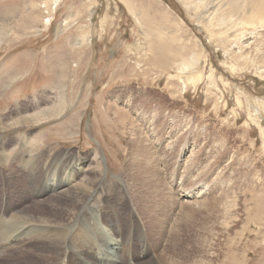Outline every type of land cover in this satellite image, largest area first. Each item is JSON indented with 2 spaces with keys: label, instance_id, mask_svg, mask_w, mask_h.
Instances as JSON below:
<instances>
[{
  "label": "rangeland",
  "instance_id": "1",
  "mask_svg": "<svg viewBox=\"0 0 264 264\" xmlns=\"http://www.w3.org/2000/svg\"><path fill=\"white\" fill-rule=\"evenodd\" d=\"M185 1L0 0V148L13 163L0 162V232L16 230L0 264L48 261L16 246L31 227L10 216L48 210L15 167L21 153L58 154V180L87 161L97 205L134 221L109 237L72 215L100 260L80 264H264V22L222 35L219 20L250 0ZM59 95V117L13 127Z\"/></svg>",
  "mask_w": 264,
  "mask_h": 264
},
{
  "label": "bare ground",
  "instance_id": "2",
  "mask_svg": "<svg viewBox=\"0 0 264 264\" xmlns=\"http://www.w3.org/2000/svg\"><path fill=\"white\" fill-rule=\"evenodd\" d=\"M179 1H181L183 5L187 4V2L185 0H179ZM244 3H246V2H244ZM239 12L242 14H240ZM238 14L240 16L236 18V16ZM223 20H225V21H223ZM248 22H252V23L264 22V2H263V0H250L246 5H243L242 7H238L237 9L232 10L229 14H227L226 17H224L222 20H219V23L221 24L220 27L221 26L229 27V25H231V24L233 25L235 23L234 25L236 27L242 28V26L247 25ZM208 26H210V25H208ZM226 27H225L224 31L219 28L216 32L220 33L222 35H229L231 33V30L226 29ZM244 28L245 27H243L242 29H244ZM213 33H214V31H213ZM214 37H216V36H214ZM237 37H238V35H237ZM0 40H1V37H0ZM184 47H186V46H184ZM183 63L185 65H188V66L191 65L189 62L187 63L185 60L183 61ZM195 65H197V64H195ZM199 77H201L200 74H198L197 78H199ZM64 80H65V78H64ZM190 82L195 83L194 79H190ZM60 88H62V86ZM34 101H37V100H34ZM1 103H2V101H1ZM49 105L46 109L44 108L45 110H41V111L35 113L34 115H32V116L30 115V116L25 117L23 119L18 118L19 120H17L16 123H14V124L11 123V124L14 125L13 127L15 128V127L21 126V125H27V126L35 127V125L37 126V125H40L43 123H47V121L51 120L52 118H57L63 113V111L65 110V107H66V101L61 97V95H59L58 100H55L54 102L51 103L50 106ZM29 106H30V104L27 105V108ZM38 106H40V105H38ZM32 108H33V106H32ZM253 110L257 113V111H258L257 105H256V107H253ZM22 137L23 136L21 135L18 138L21 146L32 143V141H30L31 138H28L27 135H25L23 137V139H22ZM21 139H22V144H21ZM5 151L6 150L0 148V162L2 164H4V166H2V167L13 168L12 167V165H13L12 159L8 154H6ZM66 155H67V153L65 152L64 157ZM12 158L15 161L14 162L16 164L15 167L16 168L19 167L21 169L22 176L25 179H27L28 181H30V182L32 181L35 184L34 181L35 180L38 181L39 173L42 172L44 175L43 178H41L42 180L38 181L37 186H34V184L32 183L34 189L31 192H32V195L37 200L41 197L44 198L43 195L45 193H47V197L43 200V202L40 200V203L47 205L48 210H44L41 207H40L41 209L36 207L35 208L36 210H33L34 208H31V209H26L23 212L21 210L18 212L15 211L16 213H13L10 216V220L14 219L18 223H21L20 227H22V228H23V226H26V227L30 226L31 227V229H29V231L31 230L30 233L28 235L26 234V236L23 238L20 237L19 238L20 241H17L18 244L16 246L21 247L20 249H25V248L32 249L31 247H33V248H37L39 251L47 252L46 253L48 255L47 264H80L78 261L80 258L81 259L87 258L88 260L93 258L96 262L100 263L99 259H97L96 257H92L87 253V252H93V253H95V252L92 251L93 249L90 246V244L88 243V234L86 233V226H84L83 224H79V222H69L68 220L71 218L72 215H74V221L75 220H81V219L82 220H84V219L92 220L94 225L99 227L100 229H102L104 235L109 236V237H114V230H117V229L121 230L124 226L134 225V221L131 220L129 217L127 218V220L125 222H123L122 219L120 217H118V215L114 212L115 209L118 208V205L113 204L110 206L109 204L106 203V207H108V208H105V206L102 207V206L97 205V200H96L97 198L95 199V196L99 195V190L101 187V181L97 180L96 178L92 179L90 176L85 177V173L87 170H85V164H83V162L87 163V161H83V160L78 159V157H74L71 160V163L68 162L66 164L64 174L62 175V177L59 176L60 178L65 180V181H63V180H60V178H59V180L56 179L55 176L53 175V174H55V171L49 167L50 162L56 161V162H59L60 164L64 162V161L62 162V160L60 161V157L58 154L51 155L49 153H40L38 155L32 156V155H25V154L21 153L20 155H17V156L12 157ZM7 163H12V165H7ZM90 172H92V173L94 172L95 175L97 174L93 170H91ZM99 176H100V174H99ZM80 178H85V179L83 180ZM244 186L246 187L247 185H244ZM57 187L59 190H56ZM91 196H92V198H91ZM87 198H90V200L87 201L86 200ZM134 200H135V198H134ZM101 202L99 204H101ZM229 202L230 201L228 200V203ZM153 207H154V205H153ZM158 207L160 208L159 205H158ZM109 209L111 210L112 215L114 214L112 219H110L109 217L105 218V215L108 212L107 210H109ZM124 210H126V207ZM154 210H156V209L154 208ZM63 212H64V214H63ZM173 222H174V220H173ZM223 225H224V223H223ZM95 226L92 225V226H88V227L91 229V232L95 236H97L96 234H99V232L101 233V231L99 229H97ZM13 227H15V226H13ZM26 227H24V228H26ZM89 228H87V230H89ZM74 229H76V230H74ZM11 230H13V229H11ZM13 231L15 232L16 230H13ZM13 231H7V234H6V231H3V233L0 232V259H1V256L3 254L10 253L9 251H10L11 247L8 244V242L10 241L9 239H10L11 233ZM44 231H46L47 234H44L43 233ZM223 232H226V231L224 230ZM16 234H17V232H16ZM24 234H25V232H24ZM94 235H93V237H94ZM115 241H116V239H115ZM10 243H12V242H10ZM8 247H10V248H8ZM100 252H105V249L101 248ZM150 261H152V259ZM161 262L165 263L164 260H161ZM114 264H121V263L115 262ZM168 264H173V263H168Z\"/></svg>",
  "mask_w": 264,
  "mask_h": 264
}]
</instances>
